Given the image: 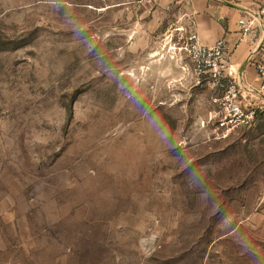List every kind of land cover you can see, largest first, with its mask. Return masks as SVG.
<instances>
[{
    "label": "rangeland",
    "instance_id": "obj_1",
    "mask_svg": "<svg viewBox=\"0 0 264 264\" xmlns=\"http://www.w3.org/2000/svg\"><path fill=\"white\" fill-rule=\"evenodd\" d=\"M139 0H0V264H264V115Z\"/></svg>",
    "mask_w": 264,
    "mask_h": 264
},
{
    "label": "built area",
    "instance_id": "obj_2",
    "mask_svg": "<svg viewBox=\"0 0 264 264\" xmlns=\"http://www.w3.org/2000/svg\"><path fill=\"white\" fill-rule=\"evenodd\" d=\"M162 0H139L145 8H155ZM187 1V0H177ZM264 23V0H261L255 15L239 20L241 32L249 34L255 21ZM166 48L172 59L183 56L192 74L200 81L221 90V96L214 98L220 111L215 129L222 138L230 133L251 127L261 115H264V103L248 104L238 86L237 74L231 67L225 66V56L229 51L226 40L221 39L211 46L203 45L192 27L173 24L166 33ZM257 80L252 92L264 100V41L257 50Z\"/></svg>",
    "mask_w": 264,
    "mask_h": 264
},
{
    "label": "crops",
    "instance_id": "obj_3",
    "mask_svg": "<svg viewBox=\"0 0 264 264\" xmlns=\"http://www.w3.org/2000/svg\"><path fill=\"white\" fill-rule=\"evenodd\" d=\"M261 0H162L154 14L168 17L170 25L192 27L200 42L211 46L226 40L229 51L225 66L237 74L238 86L248 104L262 105L264 100L252 92L255 88L257 50L264 41V23L258 19L249 34H243L238 22L255 15Z\"/></svg>",
    "mask_w": 264,
    "mask_h": 264
}]
</instances>
